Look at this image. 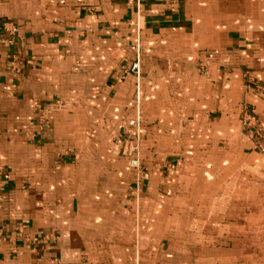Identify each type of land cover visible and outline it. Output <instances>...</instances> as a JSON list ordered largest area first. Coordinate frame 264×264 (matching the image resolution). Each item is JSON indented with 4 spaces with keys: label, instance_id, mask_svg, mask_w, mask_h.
<instances>
[{
    "label": "crops",
    "instance_id": "crops-1",
    "mask_svg": "<svg viewBox=\"0 0 264 264\" xmlns=\"http://www.w3.org/2000/svg\"><path fill=\"white\" fill-rule=\"evenodd\" d=\"M248 77L264 0H0V264H235L175 223L211 173L197 145L241 102L264 118Z\"/></svg>",
    "mask_w": 264,
    "mask_h": 264
},
{
    "label": "rangeland",
    "instance_id": "rangeland-1",
    "mask_svg": "<svg viewBox=\"0 0 264 264\" xmlns=\"http://www.w3.org/2000/svg\"><path fill=\"white\" fill-rule=\"evenodd\" d=\"M246 81L264 96V86L251 77ZM246 111L254 114L255 120L245 123ZM238 117L235 136L211 147L206 143L197 145L203 149L202 154L210 155L204 163L211 173L198 194L197 207L180 212L175 229L177 234L199 238L193 245L217 244L240 249L235 264H264V118L249 101L239 104ZM121 136L123 165L135 177L137 173L127 153L135 138L130 133ZM141 160L140 155L139 175L144 169Z\"/></svg>",
    "mask_w": 264,
    "mask_h": 264
},
{
    "label": "built area",
    "instance_id": "built-area-1",
    "mask_svg": "<svg viewBox=\"0 0 264 264\" xmlns=\"http://www.w3.org/2000/svg\"><path fill=\"white\" fill-rule=\"evenodd\" d=\"M13 29V27H12ZM244 121L245 123L248 122H252L253 120H255V116L254 114H251L250 112H245L244 115ZM130 125L132 126H136V133H135V141L133 143H131V146L128 150V155L131 156L130 157V165L133 166L136 170L137 175L139 176V169H140V155H139V120H132L129 122ZM132 142V141H131ZM127 148V144H125V146ZM125 148V149H126ZM263 150V149H262Z\"/></svg>",
    "mask_w": 264,
    "mask_h": 264
}]
</instances>
